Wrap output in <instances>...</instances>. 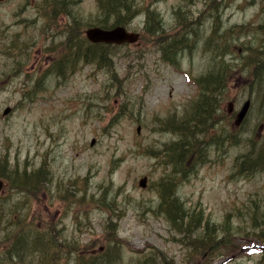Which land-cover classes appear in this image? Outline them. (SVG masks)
<instances>
[{
    "label": "rangeland",
    "instance_id": "rangeland-1",
    "mask_svg": "<svg viewBox=\"0 0 264 264\" xmlns=\"http://www.w3.org/2000/svg\"><path fill=\"white\" fill-rule=\"evenodd\" d=\"M126 4L135 11L120 13L134 14L126 26L140 38L104 46L108 59L98 62L86 58L85 33L103 19L98 0L0 1V114L13 108L0 121V176L8 183L0 264H83L103 250L117 264L264 263V168L241 167L245 156L263 161L264 0ZM207 42L218 44L214 53L231 70L219 95L225 114L213 122L191 120ZM64 63L60 77L51 74ZM221 66L218 58L214 69ZM248 98L250 113L236 125ZM184 122L194 162L179 160L185 168L168 179L165 198L217 227L205 249L196 222L175 226L165 210L172 203L161 206L173 170L166 146L183 140L175 126Z\"/></svg>",
    "mask_w": 264,
    "mask_h": 264
},
{
    "label": "trees",
    "instance_id": "trees-1",
    "mask_svg": "<svg viewBox=\"0 0 264 264\" xmlns=\"http://www.w3.org/2000/svg\"><path fill=\"white\" fill-rule=\"evenodd\" d=\"M99 1V7L103 11L104 16L103 19L100 17L99 19V24L102 26H106L109 23H106V20L108 19H114V23L112 25L116 24H123L126 25L127 18L130 16H134V14L130 15L129 17H125L122 13H120V10H123V12L130 13L134 12L135 9L132 5H127L126 0H98ZM110 10L111 13H109ZM149 14V12H148ZM151 15V14H150ZM152 17V16H151ZM153 18V17H152ZM160 27L158 28L157 32H159ZM214 35L216 32L213 33ZM213 39L210 40H216L213 36ZM200 39L195 38L194 39V47H197V45L200 43ZM223 44V43H222ZM218 45V44H217ZM213 42H207L205 45V51L204 55L207 56L208 58V65L206 69L204 70V73L199 76L196 75L194 76V82L197 84L199 87V95L197 96V102L194 104V120L196 121V118H202L203 121H209L213 122L216 121L217 118L224 116L225 112H223L221 109V105L219 101V95L220 92L222 91L223 85L226 84V80L229 79V74L231 73V70L228 72V66L224 63V60L215 55L213 46H217ZM107 44H90L89 51L86 52V58L88 59H94L98 62H105L108 59L107 54H109L108 49L105 48ZM91 48H94V51H90ZM196 49V48H194ZM72 52V51H71ZM77 54H81L78 53ZM74 55V54H73ZM203 55V56H204ZM173 56V55H172ZM80 57V56H79ZM220 58L221 62V67L217 70L214 69L215 65V60ZM255 58V55H254ZM173 57H170L171 62H174L175 59ZM209 64H212L209 68ZM61 73L63 71H60ZM234 72V71H233ZM233 74V73H232ZM256 74V73H255ZM222 84V85H221ZM221 85V86H220ZM228 119H230L227 116ZM190 120V122H191ZM188 124V122H184L182 125H177L175 126L176 128L179 129L181 127V132L184 135L183 140L180 142H172L171 144L166 146V165L173 166V170H171V174L168 176V178L165 179L163 182L162 186L163 192L161 193V206L162 209L168 204L172 203L169 205L167 208L165 207V210L168 213V220L175 226L179 225L182 227L185 226L187 230L192 228L194 222H196L197 227L196 231L198 230V235H197V240L199 242V245L202 249H205L207 247H210L214 245L216 242L217 233L218 229L217 227H214L213 225H210L208 220H205L203 217H194L187 211V209L183 206V203L180 202V200L177 198L175 200H170L166 199L165 197L168 196L166 189L169 190L171 193V185L167 187V182L168 179H173V176L176 172L181 173L180 170H183L182 168H185L184 166H179V160H181L182 164H185V166L191 162H194V154L195 150L194 149H189L193 148V143H190L188 141H185L186 135L189 134V125H184ZM194 127H195V122H194ZM174 130V127H173ZM183 142V143H182ZM264 154L262 150V155ZM198 156V154H196ZM260 159H263L262 162L258 163H249L248 162V156H245L244 161L241 164V167L243 169V172L248 173L249 171L251 173H255L257 170L263 169L264 167V156L262 157L260 154L258 155ZM245 163L247 164L245 166ZM175 164V165H174ZM179 166V167H178ZM248 171V172H247ZM185 171H183L184 175ZM185 176V175H184ZM32 181V180H28ZM167 187V188H166ZM194 234V232H193ZM264 236V235H262ZM82 255L85 256V254L79 253V259L82 260ZM109 254L107 253V250H103L102 253L99 256H92L88 257V261H85L83 264H107V261H97L98 259H107L109 258ZM83 261H79L80 264H82ZM112 264H117V261H110ZM146 264V263H143ZM151 264V263H150ZM163 264V263H162ZM264 264V263H260Z\"/></svg>",
    "mask_w": 264,
    "mask_h": 264
},
{
    "label": "water",
    "instance_id": "water-1",
    "mask_svg": "<svg viewBox=\"0 0 264 264\" xmlns=\"http://www.w3.org/2000/svg\"><path fill=\"white\" fill-rule=\"evenodd\" d=\"M87 36L90 40L94 41V42H106V43H117V44H121V43H125V42H136L139 37L140 34L137 32H132V31H128L127 28L125 26L122 25H118L112 28H103L100 26H93L90 27L89 29H87ZM251 105V101L247 100L241 111L238 114V117L236 119V123L240 124L245 115L247 114L249 108ZM234 107V103H230V109L232 110ZM11 110V108H6L4 114L9 113ZM95 142V141H93ZM140 184L142 186H146L147 184V177H144L141 181ZM4 187V182L3 180L0 179V192Z\"/></svg>",
    "mask_w": 264,
    "mask_h": 264
},
{
    "label": "bare ground",
    "instance_id": "bare-ground-1",
    "mask_svg": "<svg viewBox=\"0 0 264 264\" xmlns=\"http://www.w3.org/2000/svg\"><path fill=\"white\" fill-rule=\"evenodd\" d=\"M208 6V5H207ZM210 6V5H209ZM220 7V6H219ZM208 10H214V9H208ZM216 11H217V9H216ZM246 29H248L247 28V25H246ZM253 50V48L252 47H248V48H246V50L245 51H247V54H248V58L250 59L249 61L250 62H252L253 63V65H255L254 64V62H255V59H254V53H252L251 55L249 54V52L250 51H252ZM81 55V54H80ZM79 54H78V57L80 56ZM66 67H67V65L64 63V66H62L61 64H59L58 66H57V69L59 70V71H64V70H66ZM259 154L263 157L264 156V154L262 155V151H260L259 152ZM97 261H107V264H112L110 261H115V257L114 256H110L109 258H107V259H98ZM151 264H161V262L160 261H153Z\"/></svg>",
    "mask_w": 264,
    "mask_h": 264
}]
</instances>
